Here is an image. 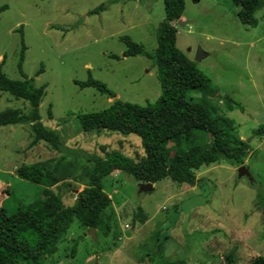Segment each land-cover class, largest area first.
Wrapping results in <instances>:
<instances>
[{
  "label": "rangeland",
  "instance_id": "1",
  "mask_svg": "<svg viewBox=\"0 0 264 264\" xmlns=\"http://www.w3.org/2000/svg\"><path fill=\"white\" fill-rule=\"evenodd\" d=\"M118 1L108 11L88 15L108 0H0V6H8L0 13L1 68L11 79L22 78L18 61L23 42L22 71L35 86H45L41 122L72 151L65 156L45 143L31 146L28 125L0 126V190L8 185L11 191L5 204L9 214L44 191L16 176L21 164H53L64 156L82 175L89 166L85 154L144 155L138 136L83 132L77 118L106 108L111 97L75 82L91 78L117 99L138 105L153 103L161 94L155 63L142 55L124 57L128 46L123 38L152 52L165 19L163 1ZM238 11L230 0H185L184 24L175 23L176 47L211 81L204 93L192 96L212 116L232 119L238 137L249 140L244 165L250 178H239V166L223 160L201 168L193 187L165 178L152 191L140 192L132 176L114 171L103 184L109 233L101 227L92 239L90 230L74 220L46 264H251L264 257V131L258 133L264 130V6L255 12V26L242 24ZM199 49L206 55L196 61ZM188 101V96L181 98L182 104ZM27 106L0 92V112L26 111ZM209 143L199 133L189 146L206 148ZM68 184L53 187L65 205L74 201Z\"/></svg>",
  "mask_w": 264,
  "mask_h": 264
},
{
  "label": "trees",
  "instance_id": "2",
  "mask_svg": "<svg viewBox=\"0 0 264 264\" xmlns=\"http://www.w3.org/2000/svg\"><path fill=\"white\" fill-rule=\"evenodd\" d=\"M162 1L165 19L159 27L157 48L154 53L148 54L158 67L161 84L159 98L145 105L115 99L104 109L77 116L83 132L99 134L105 130L138 136L144 155L133 159L116 151H105L104 156L85 154L89 166L82 175L75 173V167L66 162L64 156L53 164L39 162L17 167L18 178L41 185L44 191L41 198L9 214L5 204L11 198V191L8 186L0 190V264H46L57 253L58 244L74 220L88 230L102 227L107 235L110 227L103 213L109 205V198L103 184L114 171L132 176L138 183L155 184L169 178L178 185L193 187L198 181L196 173L203 167L219 164L223 160L239 167L244 165L250 145L238 137L234 121L226 116H212L205 105L192 96L204 93L211 81L176 47L175 23L183 16L185 0ZM230 1L238 7L237 16L242 24L256 25L255 12L264 6V0ZM107 5L103 3L87 14L103 12ZM7 8V5L0 6V13ZM123 40L128 46L123 56L145 54L140 46L127 38ZM24 50L22 42L18 61L21 79L9 78L0 65V91L23 100L28 108L26 111L9 108L0 112V126L28 125L32 133L31 146L45 143L68 156V152L72 151L65 149L57 132L41 122L39 106L45 86H35L34 79L22 71ZM75 84L114 96L104 84L91 78ZM187 96L188 105L182 104L181 98ZM263 131L260 128L259 135ZM199 133L210 138L206 148L189 146ZM170 143L172 145L168 148ZM173 149L174 153L169 157ZM66 182H69L67 187H72L67 190L74 193L71 205H65L61 194L53 189ZM79 185L83 186L80 190ZM251 264H264V257L254 258Z\"/></svg>",
  "mask_w": 264,
  "mask_h": 264
},
{
  "label": "water",
  "instance_id": "3",
  "mask_svg": "<svg viewBox=\"0 0 264 264\" xmlns=\"http://www.w3.org/2000/svg\"><path fill=\"white\" fill-rule=\"evenodd\" d=\"M179 25H183L184 22H182V20H179L177 22ZM206 54L203 53L200 49L197 52L196 55V61H200L201 58H203ZM246 142L248 143L249 140H246ZM238 177L241 178L243 176H246L248 178H250V174L248 172V169L246 168L245 165H242L238 168ZM153 190V184L151 183H139V191L140 192H145V191H152ZM92 239H95L96 234H95V229H90L89 234H88Z\"/></svg>",
  "mask_w": 264,
  "mask_h": 264
},
{
  "label": "crops",
  "instance_id": "4",
  "mask_svg": "<svg viewBox=\"0 0 264 264\" xmlns=\"http://www.w3.org/2000/svg\"><path fill=\"white\" fill-rule=\"evenodd\" d=\"M108 5H107V9L105 10V11H108V9H110L111 7H113V6H117L118 5V3H119V1L118 0H108V2H106ZM103 4V3H102ZM105 11H103V12H105ZM159 31H160V29H159ZM160 33V32H159ZM124 38H127L128 40H130L128 37H124ZM157 40H158V38H157ZM131 41V40H130ZM132 43H134L135 45H137V46H140L141 48H142V50L145 52V54H141L142 56H146L147 58H149V59H151L154 63H155V65H156V62H155V60L153 59V58H151V57H149L148 56V54H152V53H154V51L156 50V48H157V46H156V48L152 51V52H148L146 49H145V47L142 45V44H140V43H136V42H133V41H131ZM141 55H136V56H141ZM113 56H115V55H113ZM125 57V56H124ZM133 57H135V56H133ZM0 59H1V57H0ZM3 60V59H2ZM156 67H157V65H156ZM157 73H158V67H157ZM157 77H158V75H157ZM1 92V91H0ZM114 95V94H113ZM111 102H110V104L112 103V101H114L115 99H117L115 96H111ZM120 100V99H119ZM109 106V105H108ZM50 109V108H49ZM49 112V111H48ZM95 112V111H94ZM48 116H49V114H48ZM15 175V174H14ZM8 186V185H7ZM80 225V224H79ZM83 228H85V227H83ZM85 229H87V228H85ZM88 230V229H87ZM89 234V233H88ZM89 236V235H88ZM98 256H101V255H98Z\"/></svg>",
  "mask_w": 264,
  "mask_h": 264
}]
</instances>
